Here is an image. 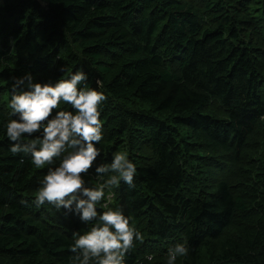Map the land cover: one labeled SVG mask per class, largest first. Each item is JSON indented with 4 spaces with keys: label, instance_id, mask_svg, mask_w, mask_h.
Returning a JSON list of instances; mask_svg holds the SVG:
<instances>
[{
    "label": "trees",
    "instance_id": "trees-1",
    "mask_svg": "<svg viewBox=\"0 0 264 264\" xmlns=\"http://www.w3.org/2000/svg\"><path fill=\"white\" fill-rule=\"evenodd\" d=\"M260 123L264 0H0V264H264Z\"/></svg>",
    "mask_w": 264,
    "mask_h": 264
},
{
    "label": "rangeland",
    "instance_id": "rangeland-1",
    "mask_svg": "<svg viewBox=\"0 0 264 264\" xmlns=\"http://www.w3.org/2000/svg\"><path fill=\"white\" fill-rule=\"evenodd\" d=\"M263 141L264 131L260 123L255 129V131L248 138L247 145L243 149V164L241 165L244 168L243 170L249 169L252 170L253 173L264 172V145L262 144ZM123 151L124 150L122 149V152ZM117 155L120 161L123 158L124 154L118 153ZM92 159L93 156H91L89 153H84L79 157L78 161L82 166H86L88 163H90ZM224 173H222V169L211 167L210 170H208V183L213 184L216 180L222 178L224 176ZM96 180L100 181V178H96ZM93 187L98 194L102 195V191L98 185H93ZM107 199H109V196H107Z\"/></svg>",
    "mask_w": 264,
    "mask_h": 264
},
{
    "label": "built area",
    "instance_id": "built-area-1",
    "mask_svg": "<svg viewBox=\"0 0 264 264\" xmlns=\"http://www.w3.org/2000/svg\"><path fill=\"white\" fill-rule=\"evenodd\" d=\"M151 259V258H150Z\"/></svg>",
    "mask_w": 264,
    "mask_h": 264
}]
</instances>
